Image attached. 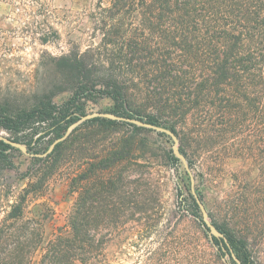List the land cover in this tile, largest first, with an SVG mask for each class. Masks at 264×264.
<instances>
[{"label":"trees","instance_id":"obj_1","mask_svg":"<svg viewBox=\"0 0 264 264\" xmlns=\"http://www.w3.org/2000/svg\"><path fill=\"white\" fill-rule=\"evenodd\" d=\"M11 1L20 13L44 18L37 38L42 45L60 38L48 21V0ZM88 18L98 43L53 58L68 99L55 102L62 92L56 89L24 106L0 103V128L12 135V141L41 154L35 149L45 136L50 146L87 115L90 104L109 98L113 114L170 129L190 168L196 162L213 177L227 161L239 162L240 169L231 174L226 216L222 224L214 223L241 264H262L264 0H94ZM122 125L131 129L125 139L108 144L101 139ZM140 131L152 130L93 117L45 157H30L19 175L27 185L8 204L0 223V264H106L97 258L96 243L88 237L92 220L85 222L84 204L97 199L103 216L117 210L125 186L122 163L134 161L138 166L142 158L152 163L139 155ZM8 149L14 148L0 141V159ZM167 159L180 166L172 150ZM185 174L189 205L206 232ZM57 176L75 202L66 223L46 236V216L40 211L27 218L26 209L29 199L43 197ZM131 192L139 194L135 188ZM200 198L203 201L201 194ZM88 212L91 219L93 208ZM16 224L19 227L12 229ZM156 224L148 227L147 235ZM213 243L216 258L222 260L229 253L227 245L216 238Z\"/></svg>","mask_w":264,"mask_h":264},{"label":"rangeland","instance_id":"obj_2","mask_svg":"<svg viewBox=\"0 0 264 264\" xmlns=\"http://www.w3.org/2000/svg\"><path fill=\"white\" fill-rule=\"evenodd\" d=\"M93 2L48 0L51 10L48 21L60 38L42 45L37 38L40 36L38 25L44 18L20 13L11 0H0V103L20 107L33 102L37 95L65 87L58 62L53 58L71 50L83 51L98 43L88 18ZM61 91L55 98L57 103L69 97L68 92ZM113 110V100L105 98L90 104L87 115L113 114ZM130 131L129 126L122 125L101 139L106 144L120 141ZM0 137L11 140L12 135L0 128ZM137 137L139 155L152 163L149 165L143 158L138 160V166L134 161L122 163L125 186L117 210L103 216L97 210L102 206L97 199L84 204V220L88 223L92 220L87 233L96 243L97 258L104 259L106 264H237L229 253L222 260L216 258L218 248L213 243L214 238L211 239L208 229L203 232L201 222L189 205L188 176L184 166L181 162L180 166H174L167 159L172 141L154 131H140ZM49 147V136H45L35 151L43 154ZM13 148L4 152L6 158L0 159V223L8 204L27 185V180H20L19 175L26 171L30 156ZM240 167L237 161H227L223 171L213 177L207 176L196 162L190 168L196 192L203 197L214 225V221L222 224L226 216L225 199L232 188L231 174ZM252 176L255 178L256 173ZM134 188L139 194L132 195ZM45 190L43 197L29 199L26 216L35 218L34 215L41 211L46 216L42 223L43 232L49 236L55 228L66 223L75 196L67 193V186L58 176L49 181ZM90 207L95 213L91 219L88 218ZM155 221L157 226L147 235L148 227ZM17 227L18 224L12 229ZM104 242H107L106 246L102 245ZM164 242L167 245L162 248ZM40 254L41 251L34 261L39 260ZM261 263L264 264V255Z\"/></svg>","mask_w":264,"mask_h":264},{"label":"water","instance_id":"obj_3","mask_svg":"<svg viewBox=\"0 0 264 264\" xmlns=\"http://www.w3.org/2000/svg\"><path fill=\"white\" fill-rule=\"evenodd\" d=\"M93 117H102V118H106V119H112V120H119V121H125L131 124H134L136 126L139 127H143L149 130H152L154 132L157 133H161L166 135L171 141H172V153L173 155L180 160V162L183 164L185 171L188 173L190 180H191V194L194 197L200 213L202 214V220L203 223L205 225V227L208 229L209 234L211 239L213 238H217L220 241H223L228 249H229V254L233 257V259L235 260V262L237 264H241L240 261L236 258V256L234 255V252L232 250V248L230 247L228 240L226 238V236L224 235V233H222L213 223L212 221L209 219V214L206 210V207L203 203V201L201 200L200 196L197 194L196 189H195V181L194 178L192 176L188 161L186 159V157L180 152L179 149V139L178 137L168 128H165L163 126H158V125H154L151 123H148L146 121H141L138 120L136 118H128V117H119L115 114H109V113H94V114H88L82 118H80L77 122L73 123L66 131V133L64 134V136L56 139L48 148V150L43 153V154H33V153H29L26 149V147L20 143L14 142L12 140L6 139L4 137H0V141H4L7 144H10L11 146L21 149L23 150L28 156L30 157H45L47 154L51 153L52 150L54 149V147L56 146V144L64 141L70 134L71 132L78 127L80 124H82L83 122L93 118Z\"/></svg>","mask_w":264,"mask_h":264}]
</instances>
